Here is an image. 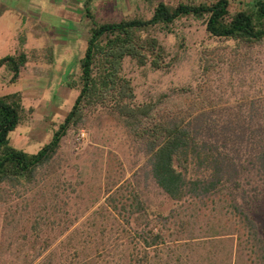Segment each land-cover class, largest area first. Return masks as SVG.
Returning a JSON list of instances; mask_svg holds the SVG:
<instances>
[{
    "label": "trees",
    "instance_id": "obj_1",
    "mask_svg": "<svg viewBox=\"0 0 264 264\" xmlns=\"http://www.w3.org/2000/svg\"><path fill=\"white\" fill-rule=\"evenodd\" d=\"M144 1L152 6L148 18L98 21L85 9L89 25L84 50L77 71L63 79L76 96L38 151L28 153L10 145L9 134L25 120V109L19 91L0 95V198L6 200L11 192H35L57 157L62 138L102 112L139 140L145 150V177L178 204L166 214L149 215L141 192L130 180L108 189L100 207L108 214L107 221L123 230L122 248L112 256L114 264H264V234L254 219L256 201L264 193L261 125L219 126L197 113L155 118L153 103L138 101L130 75V68L168 71L174 66L178 55H170L159 35L174 33L180 20L201 21L209 36L232 43L234 49L263 43L264 0H251L236 12L228 10L229 0L173 5ZM182 47L179 42L178 48ZM42 52L49 62L51 48ZM28 61V53L19 47L0 58V67L14 83ZM249 167L262 189L255 182L252 186ZM186 204L192 207L191 213L182 208ZM29 228L34 235L26 237L29 247L16 254V264H104L93 258L101 240L83 230L72 229L55 247L49 249L47 241V247L36 250L39 222H31ZM175 233L185 237H169ZM177 241L188 247L182 254L169 245ZM224 243L229 245L227 250L221 249Z\"/></svg>",
    "mask_w": 264,
    "mask_h": 264
},
{
    "label": "rangeland",
    "instance_id": "obj_2",
    "mask_svg": "<svg viewBox=\"0 0 264 264\" xmlns=\"http://www.w3.org/2000/svg\"><path fill=\"white\" fill-rule=\"evenodd\" d=\"M161 1L173 5L213 0ZM250 2L229 0L228 10L236 12ZM85 9L98 21L148 18L152 12L144 0H0V33L9 37L8 44L0 48V58L19 47L29 55L20 85L26 118L9 134L11 146L28 153L38 151L70 109L76 91L67 88L63 79L77 71L84 50L89 25ZM174 31L159 35L170 55H178L171 69L130 68L138 101L153 103L158 119L168 113L203 114V120L219 126L233 123L249 129L261 125L259 133L264 137V42L234 49L232 43L209 36L204 24L195 19L176 22ZM48 47L52 54L46 62L42 51ZM8 92H14L9 72L0 68V95ZM144 161L143 146L116 118L102 112L89 116L62 138L57 157L35 192H11L6 200L0 198V264H16V254L27 250L26 237L34 235L29 228L33 221L40 227L36 250L47 247V241L49 249L55 247L78 228L101 240L93 258L114 264L112 256L122 248L123 230L107 221L108 214L100 207L108 189L130 180L141 192L149 215L178 207L145 177ZM249 172L252 186L255 182L262 189L250 167ZM262 195L256 201L254 219L264 234ZM182 208L192 212L187 204ZM176 236L185 234H169ZM182 242L169 245L182 254L188 248L180 246ZM223 245L222 250L229 248Z\"/></svg>",
    "mask_w": 264,
    "mask_h": 264
},
{
    "label": "crops",
    "instance_id": "obj_3",
    "mask_svg": "<svg viewBox=\"0 0 264 264\" xmlns=\"http://www.w3.org/2000/svg\"><path fill=\"white\" fill-rule=\"evenodd\" d=\"M61 35H65V34H61ZM8 40H9V37L8 36L2 35L0 33V48L6 46L8 44ZM15 45H17V44H15ZM0 68H4V67H0ZM10 85L12 86V88L14 89V91L22 92V90L20 88V85H22V73H20V76L17 79V81L14 82V83H10Z\"/></svg>",
    "mask_w": 264,
    "mask_h": 264
}]
</instances>
